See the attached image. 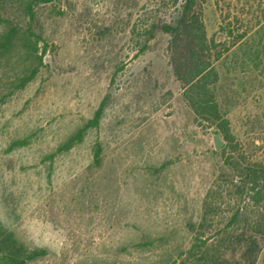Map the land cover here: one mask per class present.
Masks as SVG:
<instances>
[{
  "label": "rangeland",
  "instance_id": "obj_1",
  "mask_svg": "<svg viewBox=\"0 0 264 264\" xmlns=\"http://www.w3.org/2000/svg\"><path fill=\"white\" fill-rule=\"evenodd\" d=\"M27 2L0 0V228L46 250L28 264H264L256 225L230 220L253 207L225 145L175 72L174 0ZM204 21L217 41L229 21L247 32L217 93L235 156L264 162V0H204Z\"/></svg>",
  "mask_w": 264,
  "mask_h": 264
},
{
  "label": "trees",
  "instance_id": "obj_2",
  "mask_svg": "<svg viewBox=\"0 0 264 264\" xmlns=\"http://www.w3.org/2000/svg\"><path fill=\"white\" fill-rule=\"evenodd\" d=\"M61 0H28L27 5L31 13L33 6L60 2ZM168 5L169 0H160ZM176 3L173 15V24L169 25L172 34V46L175 48L174 67L178 78L184 86V98L195 114V119L201 125L216 126L226 141L222 151L225 163L240 178L238 190L248 197L253 207V217L250 214H241L238 210L230 219L233 223L252 221L256 225V235L264 237V162L249 161L244 163L235 156L238 144L230 126V121L222 110L217 93V84L220 74L216 63L229 51L243 42L247 32H240L235 24L243 20L238 16L227 15L229 21L221 27L223 41L210 38L204 21V0H174ZM233 23V25H232ZM14 32L0 36V46L11 41ZM97 114L87 126L98 123ZM81 131L72 136L68 142L59 148L65 149L75 139L81 136ZM228 153V154H227ZM195 239L199 237L195 236ZM203 245L206 240L201 241ZM197 247L194 243L191 250ZM202 245L198 246L201 250ZM197 249V248H196ZM46 254L45 249L28 248L21 243L12 232L0 228V264H28L29 261Z\"/></svg>",
  "mask_w": 264,
  "mask_h": 264
},
{
  "label": "water",
  "instance_id": "obj_3",
  "mask_svg": "<svg viewBox=\"0 0 264 264\" xmlns=\"http://www.w3.org/2000/svg\"><path fill=\"white\" fill-rule=\"evenodd\" d=\"M214 134V143L216 148H222L225 145V140L222 137V134L217 130L216 127L212 128Z\"/></svg>",
  "mask_w": 264,
  "mask_h": 264
}]
</instances>
